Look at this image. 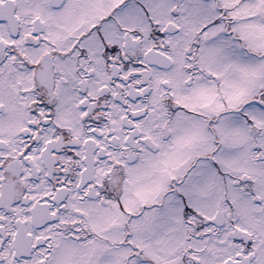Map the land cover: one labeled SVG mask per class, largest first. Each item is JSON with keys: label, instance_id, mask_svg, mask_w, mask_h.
Returning a JSON list of instances; mask_svg holds the SVG:
<instances>
[{"label": "snow or ice", "instance_id": "1", "mask_svg": "<svg viewBox=\"0 0 264 264\" xmlns=\"http://www.w3.org/2000/svg\"><path fill=\"white\" fill-rule=\"evenodd\" d=\"M0 264H264V0H0Z\"/></svg>", "mask_w": 264, "mask_h": 264}]
</instances>
